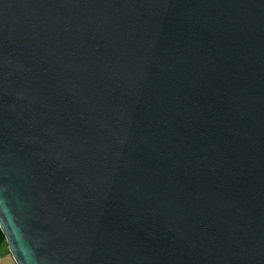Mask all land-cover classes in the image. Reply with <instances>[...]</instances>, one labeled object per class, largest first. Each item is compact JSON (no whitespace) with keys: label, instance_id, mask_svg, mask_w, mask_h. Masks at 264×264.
I'll return each instance as SVG.
<instances>
[{"label":"water","instance_id":"1","mask_svg":"<svg viewBox=\"0 0 264 264\" xmlns=\"http://www.w3.org/2000/svg\"><path fill=\"white\" fill-rule=\"evenodd\" d=\"M0 229L17 264H264V0H0Z\"/></svg>","mask_w":264,"mask_h":264},{"label":"crops","instance_id":"2","mask_svg":"<svg viewBox=\"0 0 264 264\" xmlns=\"http://www.w3.org/2000/svg\"><path fill=\"white\" fill-rule=\"evenodd\" d=\"M0 264H17L12 257L7 244L0 247Z\"/></svg>","mask_w":264,"mask_h":264},{"label":"trees","instance_id":"3","mask_svg":"<svg viewBox=\"0 0 264 264\" xmlns=\"http://www.w3.org/2000/svg\"><path fill=\"white\" fill-rule=\"evenodd\" d=\"M3 244H6V241H5V236H4V234H3L2 230L0 229V247H1V245H3Z\"/></svg>","mask_w":264,"mask_h":264},{"label":"clouds","instance_id":"4","mask_svg":"<svg viewBox=\"0 0 264 264\" xmlns=\"http://www.w3.org/2000/svg\"><path fill=\"white\" fill-rule=\"evenodd\" d=\"M11 238V237H10ZM17 255L20 257V259H21V264H24V258H23V256L21 255V254H19V253H17Z\"/></svg>","mask_w":264,"mask_h":264}]
</instances>
